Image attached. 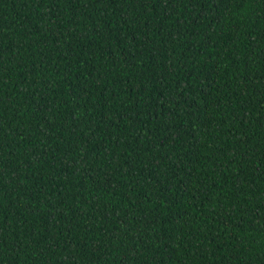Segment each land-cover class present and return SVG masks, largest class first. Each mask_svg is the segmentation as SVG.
<instances>
[{"label": "trees", "instance_id": "16d2710c", "mask_svg": "<svg viewBox=\"0 0 264 264\" xmlns=\"http://www.w3.org/2000/svg\"><path fill=\"white\" fill-rule=\"evenodd\" d=\"M0 264H264V0H0Z\"/></svg>", "mask_w": 264, "mask_h": 264}]
</instances>
